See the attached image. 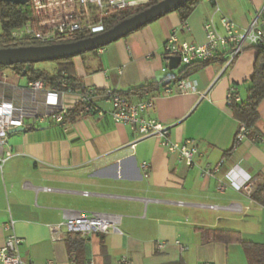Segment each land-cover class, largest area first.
I'll list each match as a JSON object with an SVG mask.
<instances>
[{
    "label": "crops",
    "instance_id": "0c3cea01",
    "mask_svg": "<svg viewBox=\"0 0 264 264\" xmlns=\"http://www.w3.org/2000/svg\"><path fill=\"white\" fill-rule=\"evenodd\" d=\"M36 1L32 14L44 21L74 4ZM262 6L264 0H199L186 18L188 31L179 28L182 18L171 11L98 50L75 56L76 73L86 87L123 92L131 103L148 93L154 107L144 116L169 126L171 141L191 140L198 154L188 166L156 136L140 138L128 125L113 121L103 95L95 98L101 115L86 113L65 127L50 119L29 123L8 136L12 155L0 168V246L3 223L11 216L22 239V264H74L65 239L51 240L48 226L77 213H113L121 216L122 233L85 237V263L121 264L125 258L129 264H248L240 244L213 241L208 232L236 230L244 240L264 243V142L247 136L234 143L238 121L227 104L231 86L245 97L247 79L262 54L247 46L227 64L221 51L183 76V64L169 68L164 45L173 28L179 40L203 43V23L210 16L218 23L224 14L244 28ZM181 78L185 91L162 95L163 86ZM148 82H158L157 89L127 93ZM75 100V93L63 96L66 108ZM253 128L255 136L264 137V98ZM143 162L146 170L140 167ZM207 164L217 169L203 174ZM248 176L257 179L250 197L234 186ZM157 241L164 246L158 248Z\"/></svg>",
    "mask_w": 264,
    "mask_h": 264
},
{
    "label": "built area",
    "instance_id": "2783aa9c",
    "mask_svg": "<svg viewBox=\"0 0 264 264\" xmlns=\"http://www.w3.org/2000/svg\"><path fill=\"white\" fill-rule=\"evenodd\" d=\"M66 11L59 12L49 21L42 20L41 17H34L32 7L36 5V0H27L22 4L24 10L30 17L21 26L11 29L6 40L1 45L7 47H21L29 45H47L59 43V37L73 32L85 31L89 36L99 34L106 30L104 19L115 11L130 10L135 11L149 6L160 0H73ZM1 2V1H0ZM215 12H219V7L214 5ZM1 16V5H0ZM179 28L189 30L186 19H181ZM205 35L201 44L190 43L179 40L177 29L173 28L167 36L164 45V55L168 60L170 57H179L180 63L188 65L192 62H202L215 57L219 52L227 54V64L233 61L247 46H253L261 50L264 56V6L260 7L244 27H238L234 21L224 14H220L218 23L212 16L203 23ZM1 32V24H0ZM88 36V37H89ZM164 71L165 68H162ZM7 74L0 71V168L3 163L12 155L10 147L7 145L8 136L18 127L25 128L29 123L39 120L50 119L65 127L67 121L65 114L68 109L63 103V96L66 93H75L76 100L73 107L80 103V114L96 111L102 114L103 110L95 105V95L77 93L71 89L48 88L42 80L25 81L24 84L11 83L7 80ZM89 91L92 88L87 87ZM186 90L184 78L174 81L172 84L162 87V95L183 92ZM10 94L12 97H7ZM109 103L108 114L117 123L128 125L137 132L140 138L156 136L159 144L169 153L177 156L186 165L191 166L198 154L196 145L191 140L171 141L169 137L170 127L155 118L145 117L144 112L154 107V97L144 93V98L131 103L118 93L109 91L103 95ZM240 95L235 86H231L227 91V104L232 101H239ZM71 107V108H73ZM248 129L244 124L237 127L235 140L238 142L247 137ZM252 141L264 142V137L252 135ZM132 147L134 144L131 145ZM221 162L217 163V166ZM209 164L202 169L203 174H211L217 169ZM143 170L148 168V164H140ZM257 179L246 177V179L234 184L240 188L247 196H251ZM225 184L220 182L219 189H223ZM87 195V193H84ZM121 216L113 213H77L72 216H64L63 220L55 225H49L51 240H62L66 238L68 232H78L82 237L89 234H105L109 231L122 233L119 229ZM15 221L9 216L3 223L5 238L0 246V264H22L19 247L22 239L15 233ZM177 243V242H176ZM164 241H157L156 246L162 248ZM121 264H129L128 260L122 258ZM86 264H92L88 261ZM202 264H212L204 262Z\"/></svg>",
    "mask_w": 264,
    "mask_h": 264
},
{
    "label": "trees",
    "instance_id": "16d2710c",
    "mask_svg": "<svg viewBox=\"0 0 264 264\" xmlns=\"http://www.w3.org/2000/svg\"><path fill=\"white\" fill-rule=\"evenodd\" d=\"M199 0L189 1L176 10L182 19H186L192 10L193 6ZM157 2V1H155ZM1 5V32L0 41L3 43L9 31L15 27L21 26L30 17L27 11L24 10L23 6L15 5L9 2H0ZM140 10V9H139ZM121 10L111 13L104 19L105 28L108 29L112 27L117 22L133 15L135 12L139 11ZM89 34L85 31L73 32L71 34L61 35L59 42H70L78 40L81 38L88 37ZM7 47L1 45V47ZM253 47V46H251ZM102 48V47H100ZM255 48V47H254ZM99 49V48H98ZM96 49V50H98ZM258 53L262 54L261 50L256 48ZM95 51V50H94ZM75 56H69L65 58H60L54 60L55 66L51 70L42 69L35 67V63L26 64H14L12 65L13 72L25 79V81L31 80H42L44 85L48 88H61L64 90L71 89L74 92L82 93L86 95H104L111 90H102L97 88H92L91 91L83 84L81 78L77 75L75 70V65L73 58ZM217 55L212 59L202 61V62H192L188 65H182L179 69V73L183 76L187 75L188 72L195 66L205 65L216 59ZM160 82V84H162ZM248 86L246 88V95L240 98L239 101H232L228 103V107L232 112V115L237 119L238 126L244 124L248 129V137L254 135L253 125L257 120V105L264 98V56L262 55V60L255 64L253 72L247 79ZM158 82H148L143 85L131 88L127 93L137 94L145 91H152L157 89ZM113 93H118L123 95V92L111 91ZM81 104H76L73 108L67 110L65 114L66 121H73L79 116V110ZM91 113V112H90ZM28 127V126H27ZM26 128V127H25ZM234 143H236L234 135ZM208 237L213 241L222 242L224 244H240L244 250L248 264H264V243H257L253 241L244 240L239 231L230 229H211L208 232ZM67 247L71 254L74 264H86L85 254H86V239L81 236L78 232H68L65 238ZM168 264H183L181 261L168 263Z\"/></svg>",
    "mask_w": 264,
    "mask_h": 264
},
{
    "label": "water",
    "instance_id": "95a60500",
    "mask_svg": "<svg viewBox=\"0 0 264 264\" xmlns=\"http://www.w3.org/2000/svg\"><path fill=\"white\" fill-rule=\"evenodd\" d=\"M15 5H22L27 0H0ZM192 0H160L140 9L133 15L117 22L105 31L70 42H59L47 45H29L21 47L0 48V66H11L14 64L36 63L41 61H54L69 56H78L91 52L100 47L124 37L162 15L176 10L179 6ZM179 57L169 58V68L175 69L179 65ZM22 127L14 130L21 131Z\"/></svg>",
    "mask_w": 264,
    "mask_h": 264
},
{
    "label": "rangeland",
    "instance_id": "374dc122",
    "mask_svg": "<svg viewBox=\"0 0 264 264\" xmlns=\"http://www.w3.org/2000/svg\"><path fill=\"white\" fill-rule=\"evenodd\" d=\"M54 66H55V62L54 61H41V62H36L35 63V67L42 68V69H47V70L53 69ZM11 67H12V65L11 66H0V71L1 72H5V74H7V77H8L7 80L8 81H13L14 80V81L20 82L21 84H24L25 83V79L23 77H20V76L16 75L13 72Z\"/></svg>",
    "mask_w": 264,
    "mask_h": 264
}]
</instances>
